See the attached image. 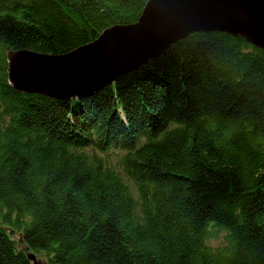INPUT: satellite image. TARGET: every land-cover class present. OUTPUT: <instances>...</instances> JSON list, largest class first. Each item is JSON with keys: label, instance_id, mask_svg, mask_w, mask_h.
<instances>
[{"label": "trees", "instance_id": "trees-1", "mask_svg": "<svg viewBox=\"0 0 264 264\" xmlns=\"http://www.w3.org/2000/svg\"><path fill=\"white\" fill-rule=\"evenodd\" d=\"M147 1L0 0V264H264V49L201 31L92 95L9 82L8 50L71 52Z\"/></svg>", "mask_w": 264, "mask_h": 264}, {"label": "water", "instance_id": "water-1", "mask_svg": "<svg viewBox=\"0 0 264 264\" xmlns=\"http://www.w3.org/2000/svg\"><path fill=\"white\" fill-rule=\"evenodd\" d=\"M201 31L264 49V0H148L137 22L109 27L71 52L8 50L9 82L20 93L57 99L92 95ZM29 258L37 264L34 254Z\"/></svg>", "mask_w": 264, "mask_h": 264}, {"label": "rangeland", "instance_id": "rangeland-1", "mask_svg": "<svg viewBox=\"0 0 264 264\" xmlns=\"http://www.w3.org/2000/svg\"><path fill=\"white\" fill-rule=\"evenodd\" d=\"M110 162V164L113 166V167H116L117 169H120V164L119 162L121 161V158H122V153L116 151V152H111L110 154H108L106 156ZM124 175V173H123ZM126 183L129 185L131 191L133 192L134 196L135 197H138V193H137V187L135 186V184L129 180L128 178H126Z\"/></svg>", "mask_w": 264, "mask_h": 264}]
</instances>
